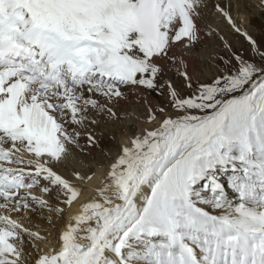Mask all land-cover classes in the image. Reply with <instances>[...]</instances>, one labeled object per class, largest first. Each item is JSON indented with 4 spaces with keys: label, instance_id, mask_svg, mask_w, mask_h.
<instances>
[{
    "label": "snow or ice",
    "instance_id": "snow-or-ice-1",
    "mask_svg": "<svg viewBox=\"0 0 264 264\" xmlns=\"http://www.w3.org/2000/svg\"><path fill=\"white\" fill-rule=\"evenodd\" d=\"M264 0H0V264H264Z\"/></svg>",
    "mask_w": 264,
    "mask_h": 264
},
{
    "label": "rangeland",
    "instance_id": "rangeland-1",
    "mask_svg": "<svg viewBox=\"0 0 264 264\" xmlns=\"http://www.w3.org/2000/svg\"><path fill=\"white\" fill-rule=\"evenodd\" d=\"M252 0L253 3H258L259 0ZM250 22L247 25L249 28V31L252 33V35L257 39L264 38V11L260 9H256L250 11L249 13Z\"/></svg>",
    "mask_w": 264,
    "mask_h": 264
},
{
    "label": "bare ground",
    "instance_id": "bare-ground-1",
    "mask_svg": "<svg viewBox=\"0 0 264 264\" xmlns=\"http://www.w3.org/2000/svg\"><path fill=\"white\" fill-rule=\"evenodd\" d=\"M255 2H257L256 0H254ZM256 11V10H255ZM247 26V25H246Z\"/></svg>",
    "mask_w": 264,
    "mask_h": 264
}]
</instances>
